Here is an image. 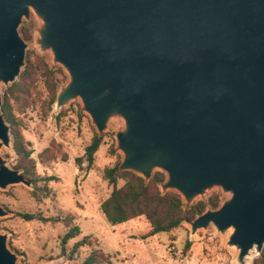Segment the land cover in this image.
Segmentation results:
<instances>
[{
    "label": "water",
    "instance_id": "water-1",
    "mask_svg": "<svg viewBox=\"0 0 264 264\" xmlns=\"http://www.w3.org/2000/svg\"><path fill=\"white\" fill-rule=\"evenodd\" d=\"M43 21L41 44L70 80L57 105L81 97L100 133L113 115L120 169L187 203L213 185L232 193L190 222L233 228L239 261L264 248V0H0V81L25 64L22 16ZM2 99L0 95V106ZM1 108V107H0ZM0 111V147L10 141ZM24 182L0 157V187ZM6 212L0 206V216ZM0 234V264H17Z\"/></svg>",
    "mask_w": 264,
    "mask_h": 264
},
{
    "label": "rangeland",
    "instance_id": "rangeland-1",
    "mask_svg": "<svg viewBox=\"0 0 264 264\" xmlns=\"http://www.w3.org/2000/svg\"><path fill=\"white\" fill-rule=\"evenodd\" d=\"M22 17L21 24L33 23L30 25L31 38H22L26 51H32L40 69L27 81L21 80L19 75L7 83L0 81V95L3 99L4 92L14 82L27 88L26 91L14 90L12 108L36 162V172L41 178L39 185H43L44 177L52 176L53 179L48 181L50 196L42 202L33 196L32 183L0 187V206L6 212L0 216V234L6 236L7 247L16 255L17 264H73L61 256L60 239L66 229L63 223L28 221L19 216L18 211L39 212L46 216L73 214L81 227V234L72 239L69 246L84 236H90V244L82 248L79 261L93 248H100L109 255L112 264H241L238 259L240 250L229 244L232 227L223 232L210 223L192 233L190 222H184L170 232L149 235L151 225L144 215L116 225L108 222L101 203L109 196L113 185L106 179L104 168L123 161L124 153L116 138L126 126L125 118L120 115L110 117L103 131V142L89 166L85 151L98 132L96 125L84 109L80 96L62 106L57 102L50 106V89L42 69L46 65L47 69L57 71L62 65L55 61L51 48L42 46L40 27L43 21L34 10L30 9L29 14ZM63 70L68 80L62 82L58 93L70 80L69 73ZM55 75L61 77L58 72ZM11 137L10 133L8 144L2 143L0 157L6 165L14 168L17 155ZM79 157L81 163L77 161ZM158 169L161 170L156 167L154 171ZM124 182L120 179L118 185ZM213 194L220 196L222 204L232 196L231 192L216 184L197 194L192 203ZM187 242H190L188 248ZM259 255L256 249L251 250L245 258L246 264H252Z\"/></svg>",
    "mask_w": 264,
    "mask_h": 264
},
{
    "label": "trees",
    "instance_id": "trees-1",
    "mask_svg": "<svg viewBox=\"0 0 264 264\" xmlns=\"http://www.w3.org/2000/svg\"><path fill=\"white\" fill-rule=\"evenodd\" d=\"M33 23L24 22L19 27V32L25 39L31 38L30 25ZM38 62L32 56V51H26L25 64L20 71L19 77L23 81H27L31 76L39 71ZM45 74L50 89L49 104L52 106L58 96V90L62 82L68 80L62 67L56 70L47 69L46 65L42 69ZM58 72L61 77L55 75ZM16 88V89H13ZM11 90V91H8ZM14 90H27L22 83L14 82L3 94L2 105L0 106L1 114L9 124L10 133L12 135L13 149L17 155L14 168L20 170L23 176L30 180L34 185L32 194L37 201L42 202L43 199L50 196L48 181L53 179L52 176L44 177L43 185H39L41 178L36 172V162L31 157V150L28 149L19 128V122L12 108L11 97L15 95ZM105 133L95 132L91 142L87 145L85 156L88 165L93 164L95 154L100 148ZM81 163L82 158L77 159ZM121 161H118L112 167L104 168V175L109 183L113 185V189L109 196L101 203V210L108 222L113 225L127 222L135 217L144 215L151 225L149 235H155L160 232H170L181 226L184 222H191L197 216L205 211L215 210L222 205V201L218 194L210 195L207 199L198 200L194 203H186L183 196L176 190L161 189L163 183L167 180V174L164 171L156 170L152 173L150 179L132 170L120 169ZM125 182L119 186V180ZM17 214L25 220H40L44 223L51 222L53 224L63 223L66 227L61 235V256H65L73 264H112L109 255L100 248H93L91 252L79 261L82 248L90 244V236H84L82 239L75 241L71 246L69 242L81 234V227L75 221V216L71 213L66 215H49L46 216L39 212H23L18 211ZM190 242H187V248ZM252 264H264V248L259 256L254 258Z\"/></svg>",
    "mask_w": 264,
    "mask_h": 264
}]
</instances>
